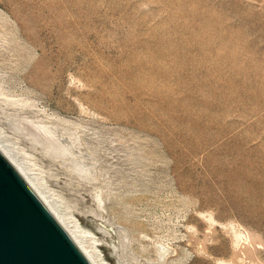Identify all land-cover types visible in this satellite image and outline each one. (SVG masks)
<instances>
[{"label":"rangeland","instance_id":"374dc122","mask_svg":"<svg viewBox=\"0 0 264 264\" xmlns=\"http://www.w3.org/2000/svg\"><path fill=\"white\" fill-rule=\"evenodd\" d=\"M0 142L108 264H264V0H0Z\"/></svg>","mask_w":264,"mask_h":264},{"label":"water","instance_id":"95a60500","mask_svg":"<svg viewBox=\"0 0 264 264\" xmlns=\"http://www.w3.org/2000/svg\"><path fill=\"white\" fill-rule=\"evenodd\" d=\"M0 264H90L1 150Z\"/></svg>","mask_w":264,"mask_h":264},{"label":"bare ground","instance_id":"6f19581e","mask_svg":"<svg viewBox=\"0 0 264 264\" xmlns=\"http://www.w3.org/2000/svg\"><path fill=\"white\" fill-rule=\"evenodd\" d=\"M26 126V125H25ZM19 128V127H18ZM29 130V128H28ZM31 135V139L36 142V144L42 149L47 150L49 153L53 154L56 158H66L69 156V151L56 139L49 135H43L41 132L28 131ZM28 135V133H26ZM0 150L11 160L14 166L18 169L24 179L28 182L34 192L38 195L44 205L48 208L54 218L58 221L64 231L68 234L74 244L79 248L85 258L90 264H108L100 255V253L93 247L94 241L91 239L89 234L80 228L78 224L72 219L68 218L57 210L54 206L55 203L50 201V199L45 195L41 189L42 187L30 177L28 172L25 170L23 165L19 163L13 156V154L0 142ZM47 152V153H48ZM73 170L76 171L80 176L85 177L88 173L87 169L80 167L78 164H73ZM48 195V194H47ZM89 239H91L89 241ZM93 245V246H92ZM114 252V247H112ZM116 264H121L117 261Z\"/></svg>","mask_w":264,"mask_h":264}]
</instances>
